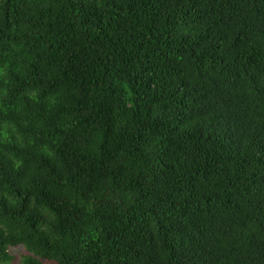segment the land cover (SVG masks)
Returning a JSON list of instances; mask_svg holds the SVG:
<instances>
[{"label": "trees", "instance_id": "trees-1", "mask_svg": "<svg viewBox=\"0 0 264 264\" xmlns=\"http://www.w3.org/2000/svg\"><path fill=\"white\" fill-rule=\"evenodd\" d=\"M264 264V0H0V264Z\"/></svg>", "mask_w": 264, "mask_h": 264}, {"label": "rangeland", "instance_id": "rangeland-1", "mask_svg": "<svg viewBox=\"0 0 264 264\" xmlns=\"http://www.w3.org/2000/svg\"><path fill=\"white\" fill-rule=\"evenodd\" d=\"M8 251L12 255L10 264H18L20 259L28 253L22 245L10 246ZM42 264H54V262L42 260Z\"/></svg>", "mask_w": 264, "mask_h": 264}]
</instances>
